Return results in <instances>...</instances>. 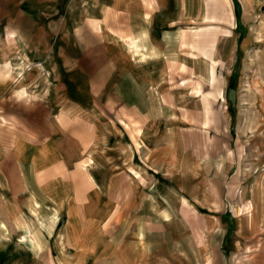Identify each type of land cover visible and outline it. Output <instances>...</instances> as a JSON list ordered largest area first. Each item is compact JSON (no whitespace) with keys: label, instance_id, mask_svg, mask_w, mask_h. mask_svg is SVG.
Here are the masks:
<instances>
[{"label":"crops","instance_id":"0c3cea01","mask_svg":"<svg viewBox=\"0 0 264 264\" xmlns=\"http://www.w3.org/2000/svg\"><path fill=\"white\" fill-rule=\"evenodd\" d=\"M206 13L0 0V264H264V219L226 209L207 139L183 131L205 111L182 50Z\"/></svg>","mask_w":264,"mask_h":264},{"label":"rangeland","instance_id":"374dc122","mask_svg":"<svg viewBox=\"0 0 264 264\" xmlns=\"http://www.w3.org/2000/svg\"><path fill=\"white\" fill-rule=\"evenodd\" d=\"M223 1L203 0L207 13L187 24L182 51L206 71L201 73L208 84L193 78L189 89L194 98L203 96L205 111L186 113L192 118L186 117L190 126L183 131L187 139H207L203 147L209 170L221 175L226 209L231 213L237 208L242 217L252 214L260 221L264 219V0ZM205 59L208 65L201 64ZM176 77L175 85H182L184 81ZM256 230L264 233V225L257 224Z\"/></svg>","mask_w":264,"mask_h":264}]
</instances>
